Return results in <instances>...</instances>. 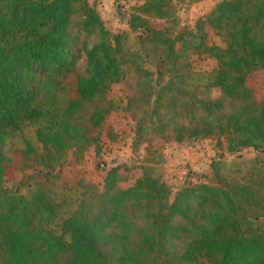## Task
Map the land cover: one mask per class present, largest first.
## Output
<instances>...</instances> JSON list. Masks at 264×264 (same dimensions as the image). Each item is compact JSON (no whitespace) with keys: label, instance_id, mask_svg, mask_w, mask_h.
Returning <instances> with one entry per match:
<instances>
[{"label":"trees","instance_id":"trees-1","mask_svg":"<svg viewBox=\"0 0 264 264\" xmlns=\"http://www.w3.org/2000/svg\"><path fill=\"white\" fill-rule=\"evenodd\" d=\"M174 12L169 0H143L130 15L154 63L147 70L125 51L127 34L110 35L87 0H0V264H264L263 158L248 170H214L172 201L154 166L166 143L209 139L230 154L264 148V97L247 85L264 74V0H223L195 32L177 30ZM80 32L103 42L81 43ZM192 56L216 66L213 82L190 92ZM117 84L135 129L132 152L144 145L139 175L124 185L127 171L113 167L101 188L79 179L80 200L61 225L66 242L50 227L60 209L55 172L81 163L90 146L99 155L103 134L115 139L104 124L118 111L108 96ZM33 120L41 149L27 144L7 156V137ZM28 170L18 186L35 180L30 199L4 188L7 176Z\"/></svg>","mask_w":264,"mask_h":264},{"label":"rangeland","instance_id":"rangeland-1","mask_svg":"<svg viewBox=\"0 0 264 264\" xmlns=\"http://www.w3.org/2000/svg\"><path fill=\"white\" fill-rule=\"evenodd\" d=\"M100 16L106 31L110 35L127 34L124 49L136 64L147 70H154L152 57L147 50L140 48L137 40V32L131 30L128 20L131 14L136 12L143 0H87ZM173 3L177 18V30L186 26L195 32L194 24L198 17L212 11L215 6L223 0H169ZM79 20L73 17L72 25ZM157 25L165 24L164 21H157ZM73 31H76L75 28ZM211 36L212 42L222 45L218 38ZM79 41L88 44H99L103 38L98 32H80ZM75 49V48H74ZM192 64L195 71L191 72L186 89L190 92L196 87L210 85L213 82L214 74L211 72L215 68V62L210 59L192 56ZM86 58L84 53H80L76 62V69L80 74L85 73ZM263 73L251 76L247 85L257 94L258 98L264 97ZM217 89H213L212 94H217ZM109 99L118 111L112 112L105 121V128L112 126L114 140H110L103 134L100 139L101 150L99 155L95 154L94 146L88 147L84 152L81 163H68L61 171L55 173L59 179L55 181L53 187V199L59 204L60 209L57 215L51 220L50 227L58 235H64L66 242H69L68 235L64 234L61 228L63 221L75 210L80 197V188L76 185L79 179L87 183L102 187L106 173L113 167H118L121 172L127 171L130 184L139 175L138 166L141 164L143 144L137 153L132 152V143L135 137L134 125L129 117L121 111L126 104V91L121 85H114L109 94ZM40 126L38 121H26L21 128L12 136L7 137L5 143V154L11 155L16 150H23L26 145H31L34 149L40 150L41 146L35 137V131ZM159 154L156 156L155 169L170 189V200L175 193L186 186L196 183H208L214 170L226 172L232 169L248 170L257 157L264 159V148L254 150L244 148L239 152L230 154L226 148L218 149L212 140H197L187 144H161ZM33 170L17 172L7 176L4 188H15L18 193L30 199L34 190L35 180H28L22 186L18 182L23 176L33 174ZM67 185L70 189H66Z\"/></svg>","mask_w":264,"mask_h":264}]
</instances>
